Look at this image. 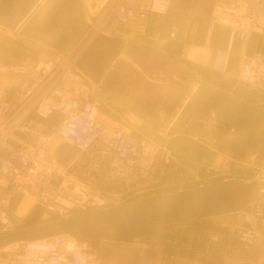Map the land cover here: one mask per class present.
Here are the masks:
<instances>
[{"label":"built area","instance_id":"2783aa9c","mask_svg":"<svg viewBox=\"0 0 264 264\" xmlns=\"http://www.w3.org/2000/svg\"><path fill=\"white\" fill-rule=\"evenodd\" d=\"M212 1L209 33L218 24L230 30V47L217 51L215 68L221 76H231L229 54L239 39L240 72L230 94L253 104L238 92H264V52L246 53L253 34L264 36V0ZM172 2L81 0L94 34L122 36L129 44L137 35L147 36L149 16L166 15ZM179 32V25L172 23L170 38L177 39ZM4 39L20 43L32 56L19 63H0V235L18 230L20 223L10 216L16 194L32 198L55 220L218 181L264 180L258 153L243 159L220 152L211 161L175 153L123 120L107 118L84 83L85 75L69 57L22 30L0 25V43ZM59 143L77 151L64 165L56 155ZM109 185L120 189L107 190ZM242 213L245 225L209 232L201 252L218 251L225 236L244 250L255 249L264 240V199ZM97 254L90 243L60 235L2 248L0 264H99ZM256 264H264V259Z\"/></svg>","mask_w":264,"mask_h":264},{"label":"water","instance_id":"95a60500","mask_svg":"<svg viewBox=\"0 0 264 264\" xmlns=\"http://www.w3.org/2000/svg\"><path fill=\"white\" fill-rule=\"evenodd\" d=\"M0 25L22 30L69 57L93 84L108 86L106 77L128 50L122 36L96 33L86 20L81 0H0ZM177 96L179 112L165 130L168 137L189 131L222 150L261 153L264 157V109L204 82L168 74L163 79ZM207 112L208 126L195 118ZM157 126V124H156ZM235 133L224 141L221 130ZM119 190L109 185L107 190ZM264 199V180L230 179L205 186L148 195L126 204L91 210L62 219L32 224L0 235V249L70 235L82 243L96 240H132L146 236L156 226L184 224L194 218H214L244 211Z\"/></svg>","mask_w":264,"mask_h":264},{"label":"crops","instance_id":"0c3cea01","mask_svg":"<svg viewBox=\"0 0 264 264\" xmlns=\"http://www.w3.org/2000/svg\"><path fill=\"white\" fill-rule=\"evenodd\" d=\"M212 11V0H173L171 8L166 15L151 14L148 19V35H137L135 40L129 44L130 48L128 47L127 51L132 49L130 53L134 54V59H132V62L129 60L127 61L136 67L139 71L138 76L141 78L142 76H146L143 74L145 70L154 76L163 74L162 76L160 75L161 80L159 82L150 79L155 85L153 94H151L153 96L152 105H148L149 110L145 112L140 110L137 105L133 104V98L139 99V96L136 97L134 94L132 95L123 91L122 86L116 82L117 76L120 74V71L118 70L116 73V70L123 69L122 67L120 68V66L117 68V64H120V61H122L123 54L106 77L108 86L95 85L87 77L84 78V83L94 90V96L101 104L102 113L107 118L123 120L127 126L133 128L135 131L156 140V135H158L159 131L156 133L150 132L147 129L148 127L143 126L144 124H141V122L136 119H141V116H145L143 119L144 123H146L148 119L153 120L154 124L150 125L155 128L159 127H156V122L161 123V120L167 121L169 118L173 120L171 117L174 110L177 108V106L174 105V100L177 95L170 90L169 84L163 80L166 75L172 74L183 80L192 81L193 86L204 82L229 94L233 90L237 80L236 78L240 72L243 46L239 39L233 42L228 64L231 76L227 78L221 76L215 68V61L218 59V50H227L230 47V30L227 26L218 24L212 34L209 33L208 27ZM172 23H177L180 27L177 39H171L169 36ZM259 37H261L259 34H253L251 36L246 47L247 54H253L258 51L264 52V46L261 48ZM9 45L11 46L7 47L6 43L1 45L0 63H19L32 56L30 52L20 45L13 42L9 43ZM140 53L156 57L161 55L165 63L163 67L159 68L157 65L147 62L146 59L145 61H141V58L139 59L137 57V55H141ZM121 65H124V63ZM121 76L122 74H120V77ZM13 78L14 76L6 77L7 80ZM141 78H139V80ZM2 84L3 80L0 81V86ZM241 93L245 92H238V96L245 100H249L257 106L259 103L264 102V92L258 94L246 92L245 95ZM139 101L140 100H137V102ZM152 111L154 112L153 114ZM146 112L149 113V116L145 114ZM170 123L171 121H169V125ZM162 130L164 129H161V131ZM186 133L187 132L183 131L180 136L193 137ZM180 136L162 138L165 143L158 142L169 144ZM183 139L180 140L179 143L181 147V141H183ZM203 145L207 148L209 147L207 146L208 142L206 140H204ZM73 150L72 147L70 148V146L63 143H59L57 146V151L62 153V160L65 164L66 161L74 155ZM193 153L192 157L194 158L200 159L205 156L207 157V155L204 156L198 152ZM214 157L215 155L213 158ZM31 199L32 198L22 196L21 194L13 196L10 214L15 221H18V218L21 217L31 222L41 217L43 214L42 207L32 202ZM239 213L242 214V212ZM240 214H228L222 216L220 219L225 222L223 225H231L241 222L240 218L234 216ZM189 223L190 222H186L185 224L174 227L166 226L168 227L166 228L167 232L165 234H160V238L162 237V239L159 243L142 239L143 244L137 243L134 240L107 239L98 240L95 243L92 242L90 243V247L93 252H111L112 250L115 251L121 249V247L128 246L126 245L127 243H133L134 248L132 249L136 252L138 250L140 252H150L151 250L159 252H201L208 242V235L206 234L208 230L205 228H197L198 223ZM171 230H173V232H170ZM229 243H233L235 246L241 248L239 244L232 240H229ZM260 243L264 244V240H261ZM225 252H230V250H225Z\"/></svg>","mask_w":264,"mask_h":264},{"label":"rangeland","instance_id":"374dc122","mask_svg":"<svg viewBox=\"0 0 264 264\" xmlns=\"http://www.w3.org/2000/svg\"><path fill=\"white\" fill-rule=\"evenodd\" d=\"M11 42H13L17 45H20V43H18V42H14L12 40L4 39L0 43V49H1V45L3 43L4 44L6 43L7 47H10L11 45H9V43H11ZM259 43L261 44V48H263L262 46H264V36L259 37ZM4 46H6V45H4ZM130 50H132V49H130ZM130 50L125 51L123 58L121 59L122 61H120V64H117V68H118V66H120V68L122 67L123 69H117L116 70V73L119 70L120 74H122L121 77H120V74H119V76H117L116 82L122 86L123 91L130 93L132 95L134 94V96H136V97L139 96L138 97L139 99L133 98V104L137 105L140 110L145 112V111L149 110L148 105H150V104L152 105V102H153V96L151 94H153L155 85L152 81H150V79L159 82L161 80V76L163 74H159L158 76H154L153 74H149L148 71L145 70L143 74H145L146 76H142V78L139 77L138 76L139 71L136 69V67L131 65V63L129 62V61L132 62V59H134V56H133L134 54L130 53L131 52ZM7 51H9V50H7ZM0 54H1V52H0ZM140 54L141 55L140 56L137 55V57L139 59L141 58V61H145V59H146L147 62H150L154 65H157V67H159V68L163 67V65L165 63L163 61L164 58L161 55L156 57V56H151L148 54L146 55L144 53H140ZM127 60H129V61H127ZM122 63H124V65H121ZM139 78H141L140 79L141 81L139 80ZM86 86L88 87L87 84H86ZM235 86H236V83L234 84V87ZM92 91L94 92V90H92ZM241 92L249 93L250 91L242 90ZM245 93H241V94L245 95ZM250 93L253 94L252 92H250ZM230 95H232V94H230ZM232 96H234V95H232ZM137 100H140V101L137 102ZM258 107H261L262 109H264V102L259 103ZM178 109H179V107L177 106V108L174 110V112L172 114V117H171L172 119L179 112ZM145 114L147 116H149L148 112H146ZM207 117H208L207 112L201 114L199 116V118H195L192 121V123H190V126L191 125L194 126L197 122L200 124H205V126H208L209 123L207 122ZM140 118L141 119L138 118L136 120L137 121L139 120V122H141V124L143 123L144 124L143 126L148 127L147 129L150 132L156 133L157 131H159L160 134L158 133V135H156L157 136L156 141L165 143L164 139H162V138L168 137L167 134L165 133V130L167 129V127L169 125V121H172V120H170V118L167 121L161 120V123L159 122L156 126V127H158V126L159 127L155 128V127H151V125L147 121H146V123H144L143 119L145 118V116L144 117L141 116ZM263 128H264V122H263ZM161 129H164V130L161 131ZM227 131H228V129L226 127H224L221 130L222 133H225ZM185 132H187L186 134H190L193 137H184V136L179 135L180 137H178V138H185V139H183L184 141H181V142H184L182 144L192 145L194 142H198L204 148H207L205 145H203V143H204L203 138L195 135L192 132H189V131H185ZM167 145H169L175 151V153L177 152L178 154L187 155L189 157H192L194 154L193 150L183 149L179 144L169 143ZM207 146H209L208 148H209V150H211L210 152L213 155H216L217 153H220V152H227L229 154L235 155V156H237L239 158H243V159L248 158V155H249V152L240 153V152H237L235 150H222L220 146L211 144L210 142H208ZM73 152H74V155L68 161H66V163L69 162L73 157H75L77 155V151L75 149L73 150ZM56 155H57V159L59 161V164H61V165L65 164V162H63V160H62V156H63L62 153L57 151ZM258 155H259V157H261V156L263 157V155H261V153H259V152H258ZM263 160H264V157L262 159V162L264 165ZM97 180L99 181L100 177L97 176ZM31 200H32V202L36 203L33 199H31ZM38 206H40V205H38ZM40 207H42V206H40ZM42 209H43V214L41 215V217L38 220H34V221L30 222V221L26 220L25 218H21V217L18 218L17 222L20 223L19 226H26V225L29 226V225H32L33 223L36 224V222L41 223V222L52 220L49 217L50 213L46 212L44 207H42ZM236 214H240V213H236ZM10 216L12 217L11 214H10ZM234 216H237L238 218L241 219V222L235 223V224L241 225V226L245 225V221L243 219V213L240 215H234ZM220 218H222V216L214 217V218H205V219L194 218L188 222H190L189 224L198 223L197 228H199V229L205 228L206 230H208L207 233L205 232L208 235L209 232H214V231H217V232L222 231L223 232L225 230L226 226H228V225H223V224H225V222L221 221ZM199 224H201V225H199ZM205 226H207V227H205ZM163 230L164 229L162 228V226H156L151 231V235L154 236V239L156 240V242L160 241V239H158V238H160V234L163 233ZM229 240H230V238H226V236H225L223 238L222 247L218 251L211 252V253H206V252H159V251H153V250H151L150 252H140L138 250L136 252L132 249V248H134L133 243L132 244L127 243L126 245H128V246L121 247V249H119V250H115V251L112 250L111 252H97L98 253L97 259H98L99 264H256L264 258V244L263 243L262 244L260 243V245L257 246L255 249L248 251V250H244L243 248H239V246H235L233 243L230 244ZM137 243L143 244V241L140 240V241H137ZM228 249L230 250V252H225V250H228Z\"/></svg>","mask_w":264,"mask_h":264},{"label":"trees","instance_id":"16d2710c","mask_svg":"<svg viewBox=\"0 0 264 264\" xmlns=\"http://www.w3.org/2000/svg\"><path fill=\"white\" fill-rule=\"evenodd\" d=\"M183 138H178V139H176V140H173L172 141V143H175V144H179L180 142V140H182ZM184 141V140H183ZM180 145V144H179ZM181 145H182V147L183 148H185V149H191V150H193L194 152H198V153H201V154H203L204 156L205 155H207V157L205 158V157H202V158H200V159H202V160H208V161H211L212 160V158H213V154L210 152L211 150H209L208 148H204L200 143H198V142H194L192 145H185V144H182V142H181ZM177 153V152H176ZM185 224V223H184ZM177 225H181V224H169V225H163L162 226V228L164 229L163 230V234H165L166 232H167V229L166 228H168V227H174V226H177ZM166 226H168V227H166ZM22 227H25V226H18V229H20V228H22ZM155 228V227H154ZM153 230V228L149 231V233L146 235V236H143V237H141V239L142 240H147V241H149V242H153V241H155V243H159V242H156V240L154 239V236L153 235H151V231ZM170 232H173V230H171ZM149 237V238H148ZM158 239H162V237L161 238H158ZM119 240H121V239H119ZM98 240H96V241H92V242H97ZM126 241H128V240H126ZM91 242V243H92Z\"/></svg>","mask_w":264,"mask_h":264},{"label":"bare ground","instance_id":"6f19581e","mask_svg":"<svg viewBox=\"0 0 264 264\" xmlns=\"http://www.w3.org/2000/svg\"><path fill=\"white\" fill-rule=\"evenodd\" d=\"M235 133V128L232 127L230 131H228L225 136H224V141L229 140L230 138H232V136Z\"/></svg>","mask_w":264,"mask_h":264},{"label":"flooded vegetation","instance_id":"af4514ba","mask_svg":"<svg viewBox=\"0 0 264 264\" xmlns=\"http://www.w3.org/2000/svg\"><path fill=\"white\" fill-rule=\"evenodd\" d=\"M154 112L152 111V114H153ZM151 115V114H150ZM149 124H151V125H153L154 123H153V120H150V119H148V121H147ZM155 122V121H154ZM156 124H158V122H156ZM259 159H260V161L262 162V159H263V157L261 156V157H259ZM264 161V160H263ZM263 163V162H262Z\"/></svg>","mask_w":264,"mask_h":264}]
</instances>
